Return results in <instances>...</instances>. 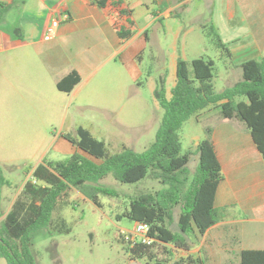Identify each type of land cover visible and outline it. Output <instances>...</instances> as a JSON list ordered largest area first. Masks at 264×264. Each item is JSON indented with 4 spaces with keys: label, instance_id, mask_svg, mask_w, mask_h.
Wrapping results in <instances>:
<instances>
[{
    "label": "trees",
    "instance_id": "trees-1",
    "mask_svg": "<svg viewBox=\"0 0 264 264\" xmlns=\"http://www.w3.org/2000/svg\"><path fill=\"white\" fill-rule=\"evenodd\" d=\"M91 1L109 17L121 42L133 36L135 23L124 0ZM12 7V4L0 3V19ZM202 28L216 48L230 58L231 53L216 28L213 25ZM13 33L21 37L18 28ZM214 66L211 59L198 58L188 63L179 57L175 85L169 98L166 94L167 74L157 79L153 98L163 116L154 141L141 153L123 148L109 155L104 143L82 127L77 129L76 137L62 135L76 151L66 161L36 165L30 172L31 180L23 184L3 218L1 191L10 183L0 167V258L6 264H36L32 252L35 233H69L65 221L53 218V212L67 204L72 190L99 207L98 195L117 196L114 190L99 185L102 179L111 176L120 183L131 184L150 175L163 187L130 197L124 216L132 222L149 225L148 236L153 243L132 247L128 244L129 257L145 259L146 264H196L192 258L170 263L172 256L167 247L188 251L195 245L197 237L223 219V210L214 207L222 174L208 131L195 151L181 153L179 131L183 124L191 117L218 109L221 119H235L245 125L264 159V57L242 63L239 66L241 80L220 93L215 92L212 84ZM79 82V75L72 71L56 87L69 93ZM194 156H197V168L191 175L188 165ZM175 209L179 210L177 230L172 229ZM154 246L162 249V255L167 258L160 259ZM239 257L241 264H264V251H242Z\"/></svg>",
    "mask_w": 264,
    "mask_h": 264
},
{
    "label": "rangeland",
    "instance_id": "rangeland-1",
    "mask_svg": "<svg viewBox=\"0 0 264 264\" xmlns=\"http://www.w3.org/2000/svg\"><path fill=\"white\" fill-rule=\"evenodd\" d=\"M213 3L208 7L206 0H193L188 12L182 13L181 21L167 24L166 34L161 32L159 25L149 29V40L142 54V84L125 88V98L120 102L115 97L119 85L114 79L117 73L107 67L100 70L74 99L63 94L54 99L50 82H41L37 92H31L32 102L17 100L15 82L8 88L5 102L0 91V167L10 183L2 190L6 198L4 206L9 204L7 198L11 200L23 184L31 180L30 172L36 165L66 161L76 151L62 135L76 137L79 127L102 141L109 155L123 148L136 153L145 151L154 141L163 116L153 98L152 86L166 73V92L170 97L169 92L175 83V66L171 64L174 41L177 42L178 53L188 63L198 58L215 62L212 79L215 92L220 93L240 81V69L235 68L231 57L216 48L202 26L213 25L221 41L231 49L235 44L232 41L243 40L249 25L240 24L238 18L228 22L224 0H214ZM11 16L10 22L15 20V13ZM177 29L182 33L173 40L171 33ZM123 76L124 84H127L126 72ZM104 78L109 80L103 81ZM105 81L108 82L105 84ZM31 93L23 91L22 94L29 96ZM210 111L219 114L218 109ZM212 125L214 121L199 120V117L187 120L179 131L181 153L195 151L196 144L205 139L206 131ZM196 168L197 161L192 159L188 165L191 175ZM99 185L114 190L117 196L98 195L100 206L97 207L72 190L67 204L53 212V218L65 221L69 233H35L32 252L36 264H146L145 259L132 260L127 253L128 243L123 240L124 234L133 232L136 223L128 220L124 213L129 207L130 197L157 191L163 186L150 175L131 184L120 183L107 176L99 181ZM154 247L160 259L167 258L162 255V249ZM0 264H6L5 260L0 258Z\"/></svg>",
    "mask_w": 264,
    "mask_h": 264
},
{
    "label": "crops",
    "instance_id": "crops-1",
    "mask_svg": "<svg viewBox=\"0 0 264 264\" xmlns=\"http://www.w3.org/2000/svg\"><path fill=\"white\" fill-rule=\"evenodd\" d=\"M192 1L124 0L132 11L135 32L128 41L121 42L109 17L91 0H0V3L13 5L0 19V91L4 102L13 82L17 100L21 102H32V93L37 92L41 82L53 85L54 99L61 94L74 99L106 67L117 73L114 79L119 85L115 97L120 102L125 98V88L142 84V54L149 40V29L159 25L166 34L167 24L181 21L182 13L188 12ZM206 2L208 7L214 5V0ZM224 4L228 22L238 18L240 24L249 25L243 40L234 38V48L229 49L235 68L249 60H261L264 57V0H230V4L224 0ZM13 13L15 20L10 22ZM63 15L67 18L61 20L56 35L45 40L52 20ZM16 28L20 30V38L13 33ZM181 33V29L173 31V40ZM175 42L171 64L176 70L177 59L182 57ZM160 51L158 49L162 54ZM152 60L156 59L152 57ZM72 71L79 75L80 82L69 93L59 91L57 83ZM125 72L129 78L127 84H124ZM167 83L168 75L166 86ZM23 91L32 93L25 96ZM200 119L214 121L207 131L222 174L214 207L222 209L224 217L197 237L190 250L171 246L167 250L175 256L173 262L192 258L196 264H241L240 252L264 251V159L242 122L221 119L217 111H206ZM193 159L197 161V156ZM19 191L11 200L7 198V207L3 203L5 192L1 191L2 218ZM178 215L179 210L175 209L173 230L178 229Z\"/></svg>",
    "mask_w": 264,
    "mask_h": 264
},
{
    "label": "built area",
    "instance_id": "built-area-1",
    "mask_svg": "<svg viewBox=\"0 0 264 264\" xmlns=\"http://www.w3.org/2000/svg\"><path fill=\"white\" fill-rule=\"evenodd\" d=\"M66 18L67 16L63 15L59 18L52 20L50 26L47 28V32L44 36V39L50 40L51 38H53L57 33V29L61 20ZM149 230V225L144 223H136L133 232L125 233L123 240L127 242L131 247L139 244L150 246L152 245L153 240L148 236Z\"/></svg>",
    "mask_w": 264,
    "mask_h": 264
}]
</instances>
